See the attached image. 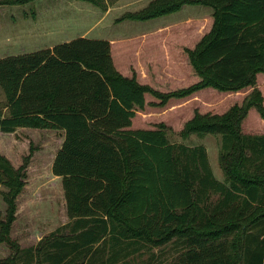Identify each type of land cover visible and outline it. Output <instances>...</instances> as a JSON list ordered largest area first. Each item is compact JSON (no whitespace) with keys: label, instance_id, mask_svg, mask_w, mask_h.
I'll return each instance as SVG.
<instances>
[{"label":"trees","instance_id":"obj_1","mask_svg":"<svg viewBox=\"0 0 264 264\" xmlns=\"http://www.w3.org/2000/svg\"><path fill=\"white\" fill-rule=\"evenodd\" d=\"M33 0H0L18 5ZM101 7L104 0H79ZM212 10L213 22L186 53L198 80L168 92L114 67L109 41L76 36L51 47L0 57V131L61 130L50 171L59 176L67 222L20 247L9 231L24 185L18 166L0 154V264H129L144 249L177 246V264H264V133L242 131L250 108L264 120L256 87L264 73V0H151L124 12L145 21L183 5ZM211 87H251L222 113L194 111L180 134L218 135L215 177L206 147L170 142L165 125L131 128L151 94L165 105ZM133 259V258H132Z\"/></svg>","mask_w":264,"mask_h":264},{"label":"rangeland","instance_id":"obj_2","mask_svg":"<svg viewBox=\"0 0 264 264\" xmlns=\"http://www.w3.org/2000/svg\"><path fill=\"white\" fill-rule=\"evenodd\" d=\"M104 1L107 4L104 10L99 6L79 0H33L18 5L0 4V57L33 51L40 49L43 45L60 43L81 34L87 38H109L113 40V43L117 39H134L150 31L157 23L183 22L186 21L187 15H190L191 20L195 18L200 20V22L184 23L185 34L190 38V40L187 38L185 43L192 45L194 42L193 48L202 35L209 31L213 22L211 13L203 10L205 6L202 5L167 14L161 19L117 21L122 13L134 10L139 5H134L131 0ZM198 34L201 37L197 38ZM114 50L115 47H112L113 52ZM188 64L190 63L187 62ZM187 65H177L181 70L174 77L175 79L156 82L160 88H153L168 92L196 82V73H193L191 64L189 66L192 73L186 68ZM132 73L135 72L132 71ZM165 83L166 85L163 86ZM256 87L261 94L264 92V74H260ZM251 89L247 87L236 92H224L207 87L186 98H172L163 106L154 105L153 103L159 100L147 94L144 107L135 112L131 128L150 129L163 123L170 142H181L187 145L203 144L215 177L224 180L218 163L220 137L212 134L203 136L190 134L183 137L180 130L184 123L192 117L194 111L222 113L233 104H241ZM2 103L3 95L0 90V105ZM249 110L242 121V131L253 134L264 133V125L260 124L261 117L258 112L253 107ZM21 128L9 135L0 132V154H3L11 141L14 143L13 150L12 153L7 152V157L14 167L20 164L23 156L27 154L29 156L24 169L25 184L15 198L18 214L10 236L16 241H21L20 245L26 247L33 245L37 236H42L65 222L66 217L65 213L63 215L60 179L54 177L50 171L54 154L60 145V132L52 129L26 130V127ZM3 189L0 185V190ZM27 200H30V203ZM49 204L52 206H48ZM28 206H31L33 216L26 215ZM4 207L0 197V219L3 216ZM47 210H51L50 218L47 217ZM3 248L8 251L7 246L0 243V258L5 257ZM178 252L179 248L171 245H166L162 249H144L134 254L129 264H177Z\"/></svg>","mask_w":264,"mask_h":264},{"label":"crops","instance_id":"obj_3","mask_svg":"<svg viewBox=\"0 0 264 264\" xmlns=\"http://www.w3.org/2000/svg\"><path fill=\"white\" fill-rule=\"evenodd\" d=\"M150 1L151 0H131V2H134V5H139V7L134 10L127 11V12L137 11L145 7ZM195 6H200V5H189V4L183 5L176 12L178 13L184 9H190L191 7L193 8ZM203 10H206L209 13H212V10L210 7L205 6ZM164 16L165 15H162L156 18L161 19ZM189 17L190 15H187L186 21H183V22L175 21V22L157 23L155 27L152 28L150 31L142 33L136 36V38L134 39L132 38L117 39L114 43L112 39H109V38L106 39L107 41H109L110 55H111V59H112L115 69L121 75L125 77H131L132 71H134L136 74V78L140 83L149 84V86L155 87V88H160L156 82H160V81L165 82L169 79H175L174 77L177 76L178 72L181 70L179 66L177 65H183V64L187 65V62L189 63L187 54L185 53L186 52L185 48H192V45L194 44V42L192 45H186L185 43V40L189 36H186L185 34V31H184L185 24L184 23H189L191 21L200 22L199 18H195L194 20H191L189 19ZM149 20H152V19H149ZM145 21H148V20H145ZM172 29L174 30L170 31ZM171 32H175V33H171ZM83 35L84 34H81L78 36H83ZM193 35L194 34H192V36ZM197 36H198L197 38L201 37V35L199 34ZM188 39L190 40V38ZM65 41H68V40H65ZM113 44L115 45L113 46ZM52 45L54 44L43 45V47L41 48L51 47ZM112 47H115L114 52L112 51ZM189 65L190 64H188L186 68H188L192 73V70H191L192 67L190 68L191 65L190 66ZM260 74L262 75L264 73L257 74V81H258ZM195 77L198 80V76L195 75ZM165 85L166 83L163 86ZM262 95H263V104H264V92L262 93ZM249 112H251V110H249ZM259 121L261 125L262 123L264 125L263 119L260 118ZM19 128L21 127L15 128L12 132H2V133L9 135V134L14 133V131H16V129H19ZM29 129L35 130L36 128L26 127V130H29ZM57 131H59L61 134V139H60V144H61L62 138H63V132L61 130H57ZM13 144L14 143L9 141L7 148H5V150L3 151V154H1L8 160H9V157H7V152L9 151L10 153H12ZM53 176L60 179L59 176H56V175H53ZM24 184H25V179H24ZM60 187H61V181H60ZM61 191H62V188H61ZM27 201L28 203H30V200H27ZM48 206H52V204H49ZM62 207H63V215H64L65 213L64 200L62 201ZM17 214H18V207L16 206V210L14 213V220L11 223V227L9 231L10 236L12 235L11 228L17 219ZM47 214H48L47 217L50 218L51 210H47ZM26 215L33 216V211L31 210V206L26 207ZM65 217H66V214H65ZM65 222H67V217H66ZM65 222H62L61 224H64ZM40 237H41L40 235L37 236L36 241ZM20 242L21 241H17L19 245H20ZM20 247H23V246L20 245ZM3 249H4L5 256H6L8 254V251L6 248H3Z\"/></svg>","mask_w":264,"mask_h":264}]
</instances>
